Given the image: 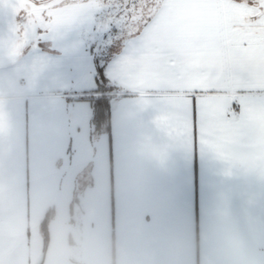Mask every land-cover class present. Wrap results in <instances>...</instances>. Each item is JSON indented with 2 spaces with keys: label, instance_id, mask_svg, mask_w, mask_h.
Masks as SVG:
<instances>
[{
  "label": "crops",
  "instance_id": "crops-1",
  "mask_svg": "<svg viewBox=\"0 0 264 264\" xmlns=\"http://www.w3.org/2000/svg\"><path fill=\"white\" fill-rule=\"evenodd\" d=\"M10 20L0 4V41L13 39L0 65V264H264V177L198 133L157 127L168 90L142 97L106 72L104 122L80 98L100 93L80 82L69 39L23 55ZM124 52L122 40L107 65Z\"/></svg>",
  "mask_w": 264,
  "mask_h": 264
},
{
  "label": "snow or ice",
  "instance_id": "snow-or-ice-1",
  "mask_svg": "<svg viewBox=\"0 0 264 264\" xmlns=\"http://www.w3.org/2000/svg\"><path fill=\"white\" fill-rule=\"evenodd\" d=\"M106 3L0 0L10 7L9 32L29 37L23 55ZM114 22L125 52L111 66L107 58L97 62L98 90L106 72L142 97L147 89L168 90L162 103L169 110L157 127L180 139L198 133L217 157L264 177V0H132ZM96 104L99 110L103 102Z\"/></svg>",
  "mask_w": 264,
  "mask_h": 264
},
{
  "label": "rangeland",
  "instance_id": "rangeland-1",
  "mask_svg": "<svg viewBox=\"0 0 264 264\" xmlns=\"http://www.w3.org/2000/svg\"><path fill=\"white\" fill-rule=\"evenodd\" d=\"M68 2H71V0H68ZM126 2L131 3L132 0H107L104 10L98 11L95 14L94 18L90 17V18H87L81 21L78 25L66 31L60 37H53V38L50 37V39H53L54 41H59L60 39L65 40V38H68L70 41V43L68 44H73V49H76V52H75L76 55H73L75 57L74 60L76 61V63L80 64V68H81V69L78 68L79 69L78 75L82 77L80 82L81 83L84 82V85H87V84L90 85L91 82L95 84L94 79H95V74H96L95 73L96 62L98 61L103 62L106 56L113 49H115L116 46L119 45L120 41L123 40L121 38V33L117 26V23H115L114 21H115V12L119 10L120 8H122L123 4ZM1 30L2 28H0V31ZM54 34H56L55 30H54ZM20 35L22 36V48H23V46L26 44L29 37H26L22 31L19 32V36ZM2 37H3V40H2L3 43L2 41H0L1 42L0 43V65H3V62L7 60L4 57L13 53L12 52V45H13L12 40L13 39L11 35H8V34L5 35L2 33ZM38 44L42 45V41L40 40ZM84 44H86V47L90 49L89 52L85 50ZM56 45L58 47H61L62 44L57 43ZM32 48L34 47H30L26 49L24 53L30 52ZM62 49H67V47H62ZM96 91H93V93ZM96 93L98 94V92ZM90 97H95V95L90 93V94H84L83 96H80V98H87V99H89ZM84 110H82L81 112L82 121L80 123V126L82 129L88 126L86 122V118L88 117V115L86 114ZM89 115H90V112H89ZM76 142L77 140L73 143L76 144Z\"/></svg>",
  "mask_w": 264,
  "mask_h": 264
},
{
  "label": "trees",
  "instance_id": "trees-1",
  "mask_svg": "<svg viewBox=\"0 0 264 264\" xmlns=\"http://www.w3.org/2000/svg\"><path fill=\"white\" fill-rule=\"evenodd\" d=\"M97 64V62H96ZM98 93H100V95L95 97H90L89 100H91L93 103L94 101H100V100H105V99H109L110 94L113 92H116V88H114L113 86H109L108 82L106 80L105 84L103 85V90H98ZM96 116H99L98 118H100L101 120H103L104 122H108V118H109V108L108 106L106 107L105 104H102V108L101 109H97L96 110Z\"/></svg>",
  "mask_w": 264,
  "mask_h": 264
}]
</instances>
